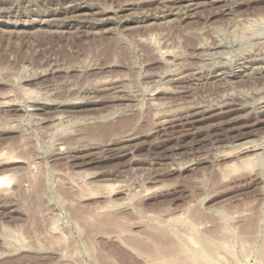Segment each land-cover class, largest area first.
<instances>
[{"label":"rangeland","instance_id":"1","mask_svg":"<svg viewBox=\"0 0 264 264\" xmlns=\"http://www.w3.org/2000/svg\"><path fill=\"white\" fill-rule=\"evenodd\" d=\"M6 176L0 264H264V0H0Z\"/></svg>","mask_w":264,"mask_h":264},{"label":"bare ground","instance_id":"2","mask_svg":"<svg viewBox=\"0 0 264 264\" xmlns=\"http://www.w3.org/2000/svg\"><path fill=\"white\" fill-rule=\"evenodd\" d=\"M263 38V37H262ZM152 39V38H151ZM174 53V52H173ZM208 53V52H207ZM175 56V55H174ZM205 63V62H204ZM216 64V63H215ZM256 64V63H255ZM206 65V64H205ZM225 66V65H224ZM258 67V66H257ZM162 77V76H161ZM261 80V79H260ZM166 81V80H165ZM237 81V80H236ZM217 85V84H216ZM130 94V93H129ZM152 99V98H151ZM8 102V101H7ZM8 104V103H7ZM239 108V107H238ZM42 109V108H41ZM29 110V109H27ZM32 110V109H31ZM31 117V116H30ZM54 118V117H53ZM176 119V118H175ZM169 120V119H168ZM251 143V142H250ZM237 144V143H236ZM251 146V145H250ZM253 147V146H252ZM253 150V149H252ZM246 151V150H245ZM254 152V151H253ZM254 155V154H253ZM250 156V155H249ZM246 159V158H245ZM244 160V159H243ZM246 163V162H245ZM248 163V162H247ZM246 163V164H247ZM247 166V165H246ZM252 166V164H251ZM235 167V166H234ZM3 177V176H2ZM10 178H8L7 176L5 178H0V188H2L1 186L2 185H8L10 184ZM142 212V211H141ZM224 213H226L224 211ZM248 213V212H247ZM245 214V213H244ZM224 216V215H223ZM230 216V215H229ZM243 216V215H242ZM187 217V216H186ZM236 217V216H235ZM156 218V217H154ZM182 218V217H181ZM232 218V217H231ZM114 219V218H113ZM170 219V218H168ZM172 219V218H171ZM186 219V218H185ZM226 219V218H225ZM224 219V220H225ZM82 220V219H81ZM88 220V219H87ZM108 220V219H107ZM84 221V219H83ZM177 221V220H176ZM185 221V220H184ZM232 221V220H231ZM230 221V222H231ZM113 222V221H112ZM115 222V220H114ZM171 222V221H170ZM175 222V221H174ZM247 222V221H246ZM253 222V221H252ZM85 223H87L85 221ZM108 223V222H107ZM116 223V222H115ZM114 223V224H115ZM178 223V222H177ZM181 223V222H180ZM224 223V222H223ZM90 224V222H89ZM112 224V223H111ZM120 224V223H119ZM118 224V225H119ZM160 224V223H159ZM228 224V223H227ZM251 224V223H249ZM116 226H118L117 224H115ZM122 226V225H120ZM118 226V227H120ZM124 226V225H123ZM190 226V225H188ZM192 226V225H191ZM220 226V225H219ZM250 226V225H249ZM256 226V225H255ZM111 227V226H110ZM245 227V226H244ZM113 228V226H112ZM115 228V227H114ZM122 228V227H121ZM125 228V227H124ZM199 228V227H198ZM247 228H251V227H246V230ZM258 228V227H257ZM116 229V228H115ZM190 229V228H189ZM200 229V228H199ZM256 229V228H255ZM117 230V229H116ZM115 230V231H116ZM159 230V229H158ZM178 230V229H177ZM185 230V229H184ZM194 230V229H193ZM234 230V229H233ZM253 231V227L251 229ZM119 231V230H118ZM117 231V232H118ZM125 231V230H124ZM197 231V230H195ZM219 231V230H218ZM245 231V230H244ZM249 231V229H248ZM172 232V231H171ZM170 232V233H171ZM184 232V231H182ZM194 232V231H192ZM247 232V231H246ZM251 232V231H250ZM123 233L122 231L120 232V234ZM209 233V232H208ZM245 233V232H244ZM162 234V233H161ZM164 234V233H163ZM166 234V233H165ZM182 234V233H181ZM189 234V232L187 233ZM236 234V233H235ZM248 234V233H247ZM256 234V233H255ZM173 235V234H172ZM185 235V234H184ZM197 235V233H196ZM196 235H192V236H189L187 239H183V240H176L175 242L176 243H173V245L171 244H168L167 242H164L163 240L160 242V241H156L154 242L152 245H145V244H142L140 242H131L129 245H131V249L136 251V253H139L141 254V256L143 255V257H146L147 261L149 264H224L223 262L225 260L223 259H226L222 256V258L219 257L218 255V252H219V249H220V244L223 243V242H220L218 243L217 242V238L214 236V239L213 240L212 238L210 237H207L208 235H198L196 237ZM241 235V234H240ZM254 235V234H253ZM120 236V235H119ZM123 236V235H122ZM125 236V235H124ZM246 236V235H245ZM155 237V236H154ZM168 237V236H167ZM228 237V236H227ZM249 237V236H248ZM251 237V236H250ZM121 238V237H120ZM161 238V237H160ZM166 238V237H165ZM178 238V237H177ZM223 238V237H222ZM225 238V237H224ZM232 237H230L231 239ZM243 238V237H242ZM256 238V237H255ZM124 239V238H123ZM154 239V238H153ZM152 239V240H153ZM176 239V238H175ZM238 239H241V238H238ZM245 239V238H244ZM247 239V238H246ZM125 240V239H124ZM142 240V239H141ZM158 240V239H157ZM219 240V239H218ZM225 239L221 240V241H224ZM128 241V239H127ZM130 241V240H129ZM146 241V239H145ZM171 241V240H170ZM227 241V240H226ZM225 241V242H226ZM242 241V240H241ZM252 241V240H251ZM234 242V240H233ZM245 242V241H244ZM264 242V241H263ZM146 243V242H145ZM170 243V242H169ZM246 243V242H245ZM125 244V243H124ZM230 244V243H229ZM227 244V246L229 245ZM252 245V243H250ZM249 244V245H250ZM261 244H262V241H261ZM88 245V244H87ZM86 245V246H87ZM93 245V244H92ZM226 243L224 244V247H225ZM231 245V244H230ZM226 246V248H227ZM243 246V244H242ZM247 246V245H246ZM262 246V245H261ZM221 247L223 248V246L221 245ZM241 247V246H240ZM248 248V246H247ZM259 248V247H258ZM95 249V248H94ZM229 249V248H228ZM232 249V248H230ZM264 249V247H263ZM83 250V248H82ZM92 250V248H91ZM96 250V249H95ZM222 250V249H221ZM245 250V249H244ZM94 251V250H93ZM229 251V250H228ZM243 251V249H242ZM223 252V251H222ZM226 253L227 250H225ZM247 252V251H245ZM260 252V251H259ZM231 253V251L229 252ZM228 253V255H229ZM263 255H264V252H262ZM94 254V253H93ZM224 254V253H223ZM248 254V252H247ZM261 254V253H260ZM221 255V254H220ZM257 256V255H256ZM232 257V256H231ZM234 257H236L234 255ZM261 257V256H260ZM105 258V257H103ZM233 258V257H232ZM99 259V257H98ZM114 259V258H113ZM235 259V258H233ZM238 259V258H237ZM236 259V260H237ZM262 259V258H260ZM112 260V258H111ZM223 260V262H222ZM260 261V260H259ZM101 264V263H100ZM226 264V262H225Z\"/></svg>","mask_w":264,"mask_h":264}]
</instances>
